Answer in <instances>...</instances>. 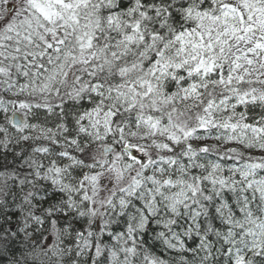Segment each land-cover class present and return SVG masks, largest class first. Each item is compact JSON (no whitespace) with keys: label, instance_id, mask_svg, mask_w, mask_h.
Here are the masks:
<instances>
[{"label":"snow or ice","instance_id":"snow-or-ice-1","mask_svg":"<svg viewBox=\"0 0 264 264\" xmlns=\"http://www.w3.org/2000/svg\"><path fill=\"white\" fill-rule=\"evenodd\" d=\"M0 264H264V0H0Z\"/></svg>","mask_w":264,"mask_h":264}]
</instances>
